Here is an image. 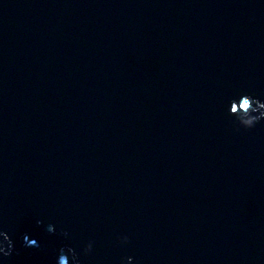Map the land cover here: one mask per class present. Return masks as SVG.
Returning a JSON list of instances; mask_svg holds the SVG:
<instances>
[{"label":"water","instance_id":"1","mask_svg":"<svg viewBox=\"0 0 264 264\" xmlns=\"http://www.w3.org/2000/svg\"><path fill=\"white\" fill-rule=\"evenodd\" d=\"M245 94L264 0H0V264H264Z\"/></svg>","mask_w":264,"mask_h":264},{"label":"clouds","instance_id":"2","mask_svg":"<svg viewBox=\"0 0 264 264\" xmlns=\"http://www.w3.org/2000/svg\"><path fill=\"white\" fill-rule=\"evenodd\" d=\"M230 115L236 117L237 122L240 126L250 129L255 127L257 123L261 120H264V102H261L258 98L253 97L252 95H242L239 101L233 100L231 102ZM37 223H42L38 221ZM49 232H54V226L48 227ZM4 241L6 242L5 246H0V252L3 253L5 257L10 256L14 249V241L8 233H2ZM64 236H67L68 233L64 232ZM24 241L26 246H39L38 242L34 239L29 240V237L25 235ZM122 243H128V237H122ZM93 250V242H89L84 249V254H90ZM131 257L128 258L131 261ZM57 264H80L78 254L75 249L68 247L67 249L61 248L60 255L58 257Z\"/></svg>","mask_w":264,"mask_h":264}]
</instances>
